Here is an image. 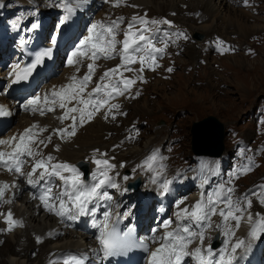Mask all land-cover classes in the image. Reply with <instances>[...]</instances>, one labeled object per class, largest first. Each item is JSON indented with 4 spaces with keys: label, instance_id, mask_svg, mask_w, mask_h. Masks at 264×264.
<instances>
[{
    "label": "snow or ice",
    "instance_id": "1",
    "mask_svg": "<svg viewBox=\"0 0 264 264\" xmlns=\"http://www.w3.org/2000/svg\"><path fill=\"white\" fill-rule=\"evenodd\" d=\"M82 2H87V0H82ZM105 2L111 3L114 7H120L122 0H105ZM244 3L247 5L248 0H244ZM158 23L161 22L155 20L149 21L145 17L137 16H133L124 28H121V25L125 24L124 17H116L108 21L93 23L88 28V35L80 40L76 50L72 52L67 61L69 66H76L82 62L83 58L93 61V63L87 65V73L79 79V88L72 93L70 98L57 92L55 89L50 94H44L43 97L34 96L24 105L25 110H39L41 115L45 114V111H54V107L39 108V102L43 100L45 105L49 103L55 105L57 97L60 99L59 107L61 109H65L66 103H71L72 100H76L77 105L86 106L81 108L73 105L66 109L60 120L63 122L64 119H71L72 124L69 128L54 130L56 134L60 135L61 139L65 138V133L68 137L74 136L77 126L82 127L86 122L91 121L94 115L101 112L102 109H104L103 115L105 119L111 116L115 120L116 113L113 110L118 111L120 105L110 103V101L115 96H121L125 92L130 91L131 85L136 82L133 79L124 78L120 69L123 67L126 71H132L133 69L127 67V65L137 62L141 65L140 72H143L146 64L151 70H155V67H158L157 56L155 54L162 53L164 49L155 47L156 41L149 34V26ZM162 23L170 24L171 22L164 20ZM138 25H143V27H138ZM121 34L123 35L122 40L118 39ZM180 35L183 34L181 33ZM52 43H56L54 37ZM86 48L90 49V55L89 51L85 50ZM221 50L227 51L228 49L222 48ZM51 53L52 50L50 48L39 52L35 61L26 70L24 76L15 74L16 78L13 80V83H18L20 80L26 78L31 69L41 63L44 57H50ZM117 57L123 63L104 71L96 86L85 96L87 85L92 82V77L95 74V60L100 58L116 59ZM76 71L79 72L78 67ZM167 71L171 72L173 69L168 68ZM113 77L120 78L113 80ZM70 79L76 81L77 77L72 76ZM62 88L72 89L73 85L69 84L62 86ZM136 95H139V93H136ZM4 115H9V113L3 105H0V116ZM120 115H125V113L121 112ZM37 127L34 124L18 136L13 135L8 139H0V146L10 149L9 151L0 150V168L14 175L26 177L27 183L34 187L40 181H45L47 186L43 188L38 197L34 198H38L46 210L50 212L54 211L60 217H66L68 220L74 221L81 216L94 215L96 201L111 200L105 189L107 187H116L108 175V169L115 167V165L110 164L108 160H95L94 162L97 165H104L105 167L98 169V172L93 174V183L87 184L75 166L69 165L66 162L53 164L52 161L55 160V157L51 155L44 157L40 153V146L47 147V144L51 143L52 136L50 135L45 139H40L38 136L34 138L33 129ZM40 131L43 132L46 129L41 128ZM56 150H59L58 145L56 146ZM157 159L158 156L153 154L145 161V165L148 166L149 171H151V164L155 163ZM29 164L31 165V170L25 171V166ZM252 170L253 164L250 163L238 169L233 174L234 178L238 179L239 175L247 174ZM64 172H70L72 175H64ZM37 174L38 178L33 179ZM53 178H57L63 182L59 192L54 193L53 191V188L56 186ZM228 183L231 184V181ZM14 187H16L15 184L0 183V202H12L11 200H4V196L6 191ZM164 187L167 191V184ZM259 187L264 188V185H260ZM234 192V187L221 186L218 191L207 195L206 199H202L193 205L191 211L186 208L181 209L180 213H178L180 223L177 225V228L166 232L164 237L161 238L160 247L151 253L150 264H184L187 258L195 260L196 264H233L236 259L235 253L237 249L243 247L245 241L236 239L233 242L229 237L235 236V229L240 227L241 221L254 225L250 233L252 238H257L258 230L264 234V216H261L259 213L255 214V217L253 216L250 211L252 200L249 198V195L259 196V202L264 205V193L258 194L253 191L250 194H246L242 202L241 198L233 199ZM182 203L183 200L178 201L177 207ZM89 204L94 205V207L90 209L88 207ZM0 215H5V223L8 225L7 229H0V231H12L14 227L23 226L21 221L14 219L11 210L6 214L0 213ZM216 215L221 217V223L213 225L212 217ZM103 217L104 219L101 223L93 220L92 224L94 227L100 229L97 239L104 255L114 256L131 248L133 245L129 234L119 233L115 225L108 223L110 220L108 212H104ZM171 224L172 221L166 220L163 223V227L168 228ZM213 228L220 230L225 236L220 249H214L211 243L205 244L206 240L212 239L207 233L209 229ZM36 239L38 243L41 242L40 237H36ZM197 242L198 245L189 250V246ZM53 264H89V261L85 254L66 253L60 261L53 262Z\"/></svg>",
    "mask_w": 264,
    "mask_h": 264
},
{
    "label": "bare ground",
    "instance_id": "2",
    "mask_svg": "<svg viewBox=\"0 0 264 264\" xmlns=\"http://www.w3.org/2000/svg\"><path fill=\"white\" fill-rule=\"evenodd\" d=\"M17 1L23 3L27 9H34L38 12V17L43 20L41 31L46 29L48 21L52 20L53 22H55L57 20L56 16H58V14L63 13L65 16H67V18L65 17L64 22L59 24L57 32L54 35L56 43L53 44L51 41V45L58 47L61 53L58 63H61L64 59L63 51L67 48L74 46L73 43H67V41L74 34L76 29L79 27L81 29L85 28L86 21L89 16L87 12L89 10L94 11L95 8L99 6L96 5V0H87V2H82V0ZM3 2H7L8 5L7 7H5V12L9 14L10 17H16L19 12L16 0H0V3ZM190 4L197 6L196 9L198 10H200L202 6L204 7L205 12H212V16H208L207 13L202 16L205 18L209 17V23L199 26V28L194 25H190L187 27V30H189V32L191 33L192 39L193 37L194 39H197V43L204 42L202 41L203 38L198 35L200 34V31L209 35V33L212 31L220 30L219 33L215 32L217 33V35H219L218 37L222 36L223 34H227V31L223 30V25L220 24L219 26L220 20H222L223 23H225L226 25L228 23L229 27L233 25L236 26V31L231 33H237L238 30V33L247 35L248 33H250V31L256 28L255 25H250L249 17L244 18L245 15L248 16V14L244 15V11L242 12V10L235 9L236 3L231 2L230 0H188V2H186V0H122L120 7H114L111 3L104 6L103 9L96 15V18L94 19L93 23H96L98 21H108L116 17H124L125 24L121 25V28H124L127 22L131 21L134 14L140 11H149V16H153L154 14L160 15L161 12L164 11V9H167V11L170 10L177 12L178 15L183 16L184 21L190 22L194 21L195 18L185 17V11L180 8V5H188L189 9H191L192 6ZM135 7L139 8L136 9ZM81 15H84V18L81 19ZM201 18L198 19L200 20ZM81 33L82 31H80L79 34ZM87 35L88 29L85 36ZM42 38L39 37L37 39V43L43 46ZM118 39L122 40L123 35L121 34ZM24 42L29 44V48H32V38H23L19 42L20 47L17 49L19 53L23 51L22 44ZM200 47H202L201 50L205 49V44L200 45ZM76 48L77 47H75L73 51H75ZM187 49L188 50L185 52V54L182 55V57H193V55H195L196 59V56L202 52L198 50L196 51L194 46L192 47V49ZM85 50L90 51V49L87 48ZM190 50H192V52ZM201 58L204 59L203 55ZM182 60L183 64H187L188 60ZM106 62L107 59L100 58L96 59L94 63L100 65ZM82 63H85L84 58L79 64L83 65ZM87 63H93V61L91 59H87ZM190 63L191 66L196 64L195 61ZM79 64H77L76 66H69L68 69L62 70V75L59 78L53 80L55 89L60 88L58 87L60 82H64L68 77L73 76L77 73L76 68L79 66ZM81 65L79 67H81ZM87 65L84 64L83 67ZM21 66L22 65L19 64L12 67L9 72L10 76H15V74L19 72ZM196 69L197 68L195 67L194 71L201 70ZM86 71V68L79 69V72L82 73ZM206 77L209 79V76ZM4 79L5 73L0 69V81ZM164 83L165 82L162 80V78H157L156 81L150 85L151 91H153L154 94H157L158 91H163L165 86ZM176 89L181 92V85L178 84ZM179 96L182 98L181 94ZM164 97L168 98L166 94L164 95ZM169 100L171 101L174 99L170 98ZM138 102L139 101L135 102L132 108L129 105L130 103L126 102L127 106H124V110L136 109V105L138 104ZM15 104L16 103L14 101H10L5 96H0V105H7L13 110H15ZM138 107L140 106H137V108ZM141 107L142 109H138V111H135L133 113L135 116L141 115L140 112L142 111H146L149 113L153 112V109L149 108V104L147 101ZM15 120V123L10 128L11 134L17 130L21 131L27 126L34 124H37L40 128H48L50 132L55 127H60L58 119L54 118L53 115H49L46 117L21 115ZM130 121H132V119ZM130 121L125 122L122 117H119L117 123H114V121L112 120H108L105 122L104 115L102 114L93 123L87 125L84 129H82L78 133V135L72 140L64 141L63 139L54 136V138L52 139L53 144L49 147L48 151L54 152L59 157V159L63 160L64 162L76 164L81 161H89L91 156L96 152L101 155L103 151H110L115 145L121 144L122 149H117L116 151L111 150V152L109 153V157H116L118 165L121 160L127 161V170L130 171L131 169L132 171L136 167V164H138L142 158L149 155L155 148L162 146L163 141L159 142L158 140H156V138H149L145 142H143L141 146H136V144H134L133 142L127 141V136L135 135V133H133L132 131L130 132V127L132 126ZM119 123H126V126L124 128L118 127ZM141 137L142 136H140V138ZM202 139L204 140L205 147L213 150V148L217 146V131L215 129L208 130L207 132H205ZM193 144L194 147L195 145L197 147L198 143L197 136H195V133ZM57 145L59 146V150L55 152L54 149H56ZM124 148H127V151H123ZM214 152L215 151L211 153ZM137 175L141 176L139 173ZM2 181H7V183H9V177L6 173L0 174V182ZM15 196L23 198L21 200L23 206L19 207L12 204L11 207L13 208L17 216L23 219L26 224V227L24 229H16V227H14L12 231H4L6 234V236L4 237L6 239V242L4 243H6L7 248L6 250H2L0 248V264H49L51 259L58 256L61 252H77L86 248L89 245L91 247L94 246L93 242L89 240L87 235H82L81 233L77 232H67L63 234V227L58 223L56 219L49 216L41 215L40 208L42 205L37 207L36 202L31 199V195L21 192L19 195L16 194ZM261 212L264 213V209H261ZM0 227L2 229L8 228V225L5 223V216L2 219V222L0 223ZM245 232L246 230L244 231V233ZM52 234H54L55 237L49 238V236ZM36 237H40L41 239L44 238L45 240L43 243H38ZM2 239L3 236H0V241ZM36 249H40L39 254H36L37 257L33 260L31 257V255L33 254L31 253H33L32 251H37ZM40 254H42V257H39ZM5 257H8V259L5 260Z\"/></svg>",
    "mask_w": 264,
    "mask_h": 264
},
{
    "label": "rangeland",
    "instance_id": "3",
    "mask_svg": "<svg viewBox=\"0 0 264 264\" xmlns=\"http://www.w3.org/2000/svg\"><path fill=\"white\" fill-rule=\"evenodd\" d=\"M186 2H188V0H186ZM256 2L258 3L252 7L253 9L249 10L235 7V9L242 10V12L244 11V15L248 14V16L245 15L244 18L249 17L250 25H255L256 27L247 35L238 33V30L237 33H231L236 31L235 25L229 27L228 23L226 25L222 20H220L219 23V26L220 24L223 25V30L227 31V34H223L220 37L239 45L240 48L244 44V48L241 50L240 54L224 57L217 56V59H214V56L211 54L205 55L204 49L201 50L199 48L200 46H197V44L203 45L206 41L217 35L220 30L210 32V36L200 31L198 35L203 36L204 42H196L195 45H187V48L192 49L194 46L196 51L202 52L196 56V59L195 55H193V57H177L179 60H177L176 73L167 80L162 78L166 86H164L163 91H158L157 94L151 91L150 85L160 76L154 75L151 77L152 81H154L152 83L150 82L148 85L149 87H145L144 95L138 100L139 102L136 105V109L127 110L129 111L128 115L123 119L125 122H129L132 119V121H130L132 125H134V120H139V125L136 128L130 129V132L132 131L135 134L141 129L143 131L141 139L136 143L133 142L136 146H141L143 142L149 138H156L159 142L163 141L162 143H165L167 147L170 146V150H173L174 156L171 160L175 165H184L186 161L192 160L193 157L196 156L193 144V130L200 128V126H196V123H200L210 117H214L218 125L207 123L204 126L205 128L215 129L217 135L222 134V154L233 150L235 133H239V137L243 136L251 144L255 143L256 140L264 143V138L258 139L259 132L256 129L255 121L252 119L256 109L260 106L264 107V0H256ZM190 5L192 6L191 9H189L188 5H180V8L185 11V17H194L196 19H194V21H184L183 16L178 15V13L174 11H167V9H164L160 15L154 14L153 16L167 17L172 13H176L177 16L173 17V19L178 24H182V27L186 26V28L190 25L199 28V26L209 23V17L205 18L202 16L206 13L208 16H212V12H205L202 6L201 9L198 10L196 9L197 6ZM199 15L201 16L199 17ZM198 17L202 18L199 20ZM187 32L191 36L189 30H187ZM212 40H215V38ZM246 48L254 50L255 54L245 56L244 52ZM67 49L63 52L65 53ZM187 50L188 49H186L185 52ZM190 51L192 52V50ZM185 52L183 54H185ZM202 55L205 61L201 60ZM182 59L188 60L187 64H183ZM193 61L196 62V64H194L195 66L190 65V62ZM80 65L81 64H79V66ZM83 65H81V67L78 66V68L83 69ZM195 67L197 68L196 70H201L194 71ZM206 76H209V79ZM178 84L181 85V92L176 89ZM165 94L168 98L164 97ZM180 94L182 98L179 96ZM170 98L174 100L170 101ZM146 101L149 104V108L153 109V112L149 113L142 111L140 112L141 115L135 116L133 113L138 111V109H142L141 106L144 105ZM135 102L137 101L129 104L131 108L134 106ZM125 105L127 106V103H125ZM137 106L140 107L137 108ZM125 124L119 123L118 127L124 128L126 126ZM220 126H222V128H220ZM205 128L203 127V129ZM123 151H127V148H124ZM213 151L217 152V147L213 148L212 152ZM262 176H264V165L256 175L248 179L246 178L247 180L244 181V188L257 183L259 177ZM22 199L23 198H21V200ZM258 210L261 211V208H258ZM0 248L6 250V243H0ZM39 250L40 249L37 250L38 252H32L36 255L39 254ZM34 256L31 255L33 260L36 259L37 255L35 258ZM39 257H42V254H40ZM7 259L8 257H5V260Z\"/></svg>",
    "mask_w": 264,
    "mask_h": 264
},
{
    "label": "trees",
    "instance_id": "4",
    "mask_svg": "<svg viewBox=\"0 0 264 264\" xmlns=\"http://www.w3.org/2000/svg\"><path fill=\"white\" fill-rule=\"evenodd\" d=\"M193 132L195 133V136H197V140H198V144L197 147L195 148V151L198 152L205 151L206 149L204 145V140L202 138L205 132H207V129H203V126H200L199 129H194Z\"/></svg>",
    "mask_w": 264,
    "mask_h": 264
},
{
    "label": "water",
    "instance_id": "5",
    "mask_svg": "<svg viewBox=\"0 0 264 264\" xmlns=\"http://www.w3.org/2000/svg\"><path fill=\"white\" fill-rule=\"evenodd\" d=\"M207 123H214V124H217L218 125V122L217 120L214 118V117H210L208 119H205L204 121L200 122V123H196V126L198 125H202V124H207ZM220 125V124H219ZM220 128H222V126H220ZM222 138H220V141H221ZM198 155H202L204 154L205 152H196ZM212 155H216V156H220L221 155V152L219 153H213Z\"/></svg>",
    "mask_w": 264,
    "mask_h": 264
}]
</instances>
